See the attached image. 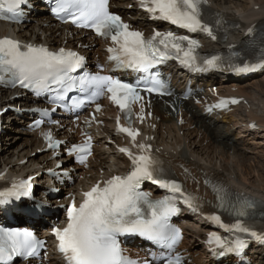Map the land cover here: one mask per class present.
<instances>
[{
	"label": "snow or ice",
	"instance_id": "6c2138e0",
	"mask_svg": "<svg viewBox=\"0 0 264 264\" xmlns=\"http://www.w3.org/2000/svg\"><path fill=\"white\" fill-rule=\"evenodd\" d=\"M25 3L26 0H4L0 3V11L16 14ZM138 3L154 18L190 32L206 33L216 39L213 27L203 19L207 0H138ZM109 9V0H55L51 11L64 23L70 22L77 28L91 29L97 36L109 38L114 47L107 49L110 53L108 59L120 67L149 73L155 65L169 59H176L189 68L197 67L201 62L197 52L200 45L196 40L171 31H154L152 36L146 38L141 31L132 30L128 23ZM216 15L220 16L219 13ZM220 23L221 19L218 18L216 24ZM83 61L82 56L64 48L50 51L44 46L22 45L11 38H0V79L7 73L13 85L18 83L37 93L55 92L56 100H62L74 88H79L81 92L91 90L87 99L92 102L107 92L108 99L122 113H130L131 104L142 100L140 91L161 96L167 94L159 73L148 75L143 89H139V82L134 85L110 75L85 73L80 77L71 76ZM220 62L221 58L215 55L202 60L208 68H216ZM261 66H264V60L260 63L230 65L236 73H249ZM83 103V100H74L72 107H80ZM228 103L235 104L238 101L221 100L214 107H226ZM96 111H100L99 104L96 105ZM139 119H144L143 107ZM41 123V120H37L35 126L39 127ZM116 126L119 132L131 138L138 153L126 147L120 148L119 151L131 160V171L123 176L113 175L107 180L98 181L83 192V199L78 206L75 202L68 206L66 226L52 229L58 241V252L65 264H139L125 255L120 237L139 235L168 249H175L182 235L179 229L169 224V219L180 211L177 202L183 203L194 213L202 211L203 205L197 196L187 193L176 181L163 178V169L151 154V146L136 143L138 130L121 126L120 117H117ZM44 140L50 149H55L60 143L53 140L50 132L44 133ZM69 155H74L78 163L87 167L88 158L92 155L91 136L86 135L81 144H73ZM30 179L14 183L10 189L0 192V198L7 202L12 197L20 199L21 196H28L32 187ZM143 180L169 190L172 195L150 199L149 193L138 191ZM214 191L219 206L224 207L227 191L219 186H214ZM255 206L256 202L252 200L240 201L235 210L238 218L231 224L224 223L215 213L208 214L206 219L232 234V238H228L215 232L209 233L206 243L210 250L222 257L239 256L249 245V239L244 237L264 243V233L252 230L241 219L248 215V209ZM43 246V242L32 231L0 227V264H11L14 257L29 261L37 256ZM144 264L149 262L145 261ZM162 264H183V257L179 253L170 254L162 259Z\"/></svg>",
	"mask_w": 264,
	"mask_h": 264
},
{
	"label": "bare ground",
	"instance_id": "6f19581e",
	"mask_svg": "<svg viewBox=\"0 0 264 264\" xmlns=\"http://www.w3.org/2000/svg\"><path fill=\"white\" fill-rule=\"evenodd\" d=\"M224 1H228V4H223ZM113 3L117 4L124 13H128L126 9L131 4L135 17H131L130 21L136 25L143 26L145 15L140 13L131 0H113ZM210 4L213 5L215 11L220 12L226 18L238 24L237 29L226 35L227 43L237 42L241 38L242 32L249 26L264 24V0H210ZM46 24L49 25L47 18L44 15L38 14L33 15L28 24L12 28L11 30L5 24L0 23V36L12 34L18 38L50 45L59 44L66 38L64 36V29L57 26L46 27ZM67 43L73 45V40L67 38ZM96 49L100 50V47H94L93 51H97ZM85 52H88V49ZM218 88L223 89L228 95L236 94L244 96L248 100V103H251V108L245 107L246 115L238 113L241 108H237L238 111L226 115L225 119H223L226 122V126L223 128L225 131L218 133L213 130L215 133L214 137L210 127L206 126L204 118L195 105L186 103L181 105L184 119L182 123L178 124V119H176L174 112L165 106L164 103H159L155 107V113L161 119L160 122L153 119V122L156 123V129L152 131L154 133L153 143L165 155L176 160L188 162L196 168L200 167L206 170L208 174L225 181L233 191L264 201V176H262V172L264 173V171L261 169L264 166V149H257L248 158H244L238 152L239 145L246 141L255 147L264 146V101H260L261 96H264V74L243 84H222ZM206 94L209 95L210 93L206 92ZM11 95L12 92L0 94V107L2 105L15 104L16 101L12 102L10 100ZM259 103L261 104L260 107L258 106ZM254 106L261 108V112H257ZM188 111L191 113L189 117H187ZM12 120L13 117L6 120L7 124H9L6 128H9V131L5 139H9L13 135L16 140L15 143H7L12 149L7 150L9 154L0 155V168L7 167V169L24 170L33 167L32 173H37L39 170L37 165L41 159L46 157V154L41 153L38 156H31V153L37 150V144L35 146L32 144V137L23 128L22 120L14 121L17 126L12 125ZM214 120L210 119L209 122H213ZM252 120L256 122V128L248 127V122ZM192 124H194V127L191 126ZM108 132L111 133V130L109 129ZM204 139L207 142L202 144ZM98 141L99 146L95 150V155L96 153L98 155V160L95 162L97 168L103 169L105 173L111 172L117 167L115 164H121L124 160L112 146L106 143V140L102 136H98ZM258 156L259 159L256 158ZM24 157H28L27 162L20 164L19 161ZM62 159L65 160L63 157ZM95 163L93 166L96 165ZM68 168L70 166H67L65 162L61 166V169L69 170V174L72 173ZM96 169L87 171L81 170L77 166L78 172L75 174L74 171L73 173L76 176H80L81 179L76 178L69 183L64 182L63 186H70L71 189L87 186L90 181L98 176ZM39 180L40 178L36 179L41 184L42 179ZM55 187L63 188L61 184H56ZM55 197H59V195L55 194ZM47 202L56 204V200L50 201L49 198ZM196 244L197 246L200 245L199 243ZM198 264H203V262L198 261Z\"/></svg>",
	"mask_w": 264,
	"mask_h": 264
},
{
	"label": "rangeland",
	"instance_id": "374dc122",
	"mask_svg": "<svg viewBox=\"0 0 264 264\" xmlns=\"http://www.w3.org/2000/svg\"><path fill=\"white\" fill-rule=\"evenodd\" d=\"M224 4L227 5L228 2L225 1ZM261 98H262L263 100L260 99V101H264V96H262ZM18 121H19V120H18ZM219 124H222V123H219ZM225 125H226V122H225ZM16 126H17V125H16ZM224 127H225V126H224ZM224 127H223V128H224ZM223 131H225V129H220V130L218 131V133H222ZM6 136H8L7 133L4 134L3 139H2V143H3V140H4V142H5V143H3V146H4V149H5V150H4V152L2 153V155H5V154L7 153V150H8V149H11V147H9L8 144H9V143H10V144L15 143V140H16V139L14 138L13 135H11L9 139H5V138H7ZM13 140H14V141H13ZM7 143H8V144H7ZM245 143H250V142H247V141H246V142H244V143H242V144H240V145H241L242 147H244V146H245ZM247 145H250V144H247ZM252 147H255V146H252ZM13 148H14V147H13ZM257 148H259V147H257ZM243 149H244V152H245L246 154H250V153H248V152L245 150V148H243ZM243 149H240V148H239V151H238V152L241 153V150H243ZM259 149H264V146H262V148H259ZM11 150H12V149H11ZM7 154H9V153H7ZM241 154H242V153H241ZM242 155H243V154H242ZM250 155H251V154H250ZM243 156H244V158H248L249 155H248V156L243 155ZM256 158L259 159V156L256 157ZM263 168H264V166L261 168L262 171H264ZM262 176H264V174H263Z\"/></svg>",
	"mask_w": 264,
	"mask_h": 264
}]
</instances>
